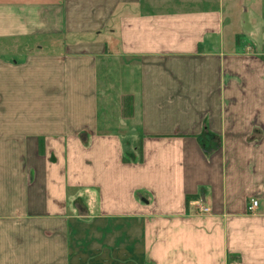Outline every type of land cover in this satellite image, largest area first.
Here are the masks:
<instances>
[{"label":"crops","instance_id":"obj_1","mask_svg":"<svg viewBox=\"0 0 264 264\" xmlns=\"http://www.w3.org/2000/svg\"><path fill=\"white\" fill-rule=\"evenodd\" d=\"M0 264H264V0H0Z\"/></svg>","mask_w":264,"mask_h":264},{"label":"rangeland","instance_id":"obj_2","mask_svg":"<svg viewBox=\"0 0 264 264\" xmlns=\"http://www.w3.org/2000/svg\"><path fill=\"white\" fill-rule=\"evenodd\" d=\"M110 60H111L110 61L111 64H109L106 69H107V73L111 72V71H113V72H112V74L108 73V76L109 75L110 76H109L108 79H106L104 81V86H103V91H104V93L106 94V96L108 97V99H109V101L111 103L110 104L111 105L110 108L109 107H108L109 109L107 108V114L109 115L108 119L111 121L112 124H115V125H118V123L120 122L122 124H125L126 126H130L131 124L129 122L123 121L122 119H120L121 117L124 116V115L122 116L121 114H119L120 111H121V109H119L120 108V103L123 104V100H121V98H118L119 101L113 100L111 102V99H110V96H112V92L115 95H118V97H120L121 95L124 94L125 88L127 89V85L123 86L122 84H118L116 86L114 84L115 83L114 81L110 82V79L115 77V74H117L119 76L121 73L124 72V70L122 68H120V65H118V63H115L116 61L119 62L118 60H116V59L112 60V58H110ZM128 73L130 75H132L131 72H128ZM116 79H118V77ZM119 88H122V90L120 92L117 90ZM113 89H115V90H113ZM110 113H112V114H110ZM118 119H120V120H118ZM124 130H125V128H124Z\"/></svg>","mask_w":264,"mask_h":264},{"label":"trees","instance_id":"obj_3","mask_svg":"<svg viewBox=\"0 0 264 264\" xmlns=\"http://www.w3.org/2000/svg\"><path fill=\"white\" fill-rule=\"evenodd\" d=\"M121 160L123 162H127V161H139L140 160V150H139V147H137L136 156H134V154H131L128 151H123V154L121 156Z\"/></svg>","mask_w":264,"mask_h":264},{"label":"built area","instance_id":"obj_4","mask_svg":"<svg viewBox=\"0 0 264 264\" xmlns=\"http://www.w3.org/2000/svg\"><path fill=\"white\" fill-rule=\"evenodd\" d=\"M255 206H256V201L251 199V200L248 201V203L246 205V209L248 211H252L255 208ZM207 210L208 209L206 207H204V206H199V208H198L199 212H207Z\"/></svg>","mask_w":264,"mask_h":264}]
</instances>
